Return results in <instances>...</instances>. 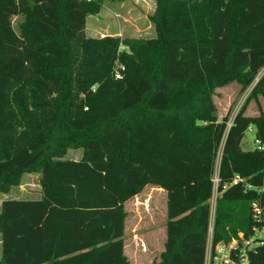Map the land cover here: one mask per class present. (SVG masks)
Returning a JSON list of instances; mask_svg holds the SVG:
<instances>
[{"label":"trees","instance_id":"16d2710c","mask_svg":"<svg viewBox=\"0 0 264 264\" xmlns=\"http://www.w3.org/2000/svg\"><path fill=\"white\" fill-rule=\"evenodd\" d=\"M124 1L0 0V197L25 174L41 187L2 202L0 264H130L125 205L149 186L167 194L154 264H205L220 148L213 243L264 226L251 216L264 148L241 146L252 128L264 147L260 105L245 115L264 97V0H157L154 38L86 35L89 16ZM234 82L253 87L228 129L214 98ZM249 257L264 264V244Z\"/></svg>","mask_w":264,"mask_h":264},{"label":"rangeland","instance_id":"374dc122","mask_svg":"<svg viewBox=\"0 0 264 264\" xmlns=\"http://www.w3.org/2000/svg\"><path fill=\"white\" fill-rule=\"evenodd\" d=\"M157 0H126L119 2H106L98 15L89 16L87 19L86 35L88 37L101 38L106 36H120L121 38H154L156 36L155 27L151 22V17L156 9ZM20 18H13V27L18 33ZM264 69L260 72L262 76ZM253 85L246 91H242L239 83L234 82L220 89H217L214 103L218 109L219 119L229 115V123L241 108L245 105ZM259 102V104H257ZM260 105L264 112V97L259 96L252 100L247 109L246 116H258ZM255 132L250 128L242 141V149L250 151L256 149ZM222 148L219 150L216 160L213 181L218 177L219 164ZM83 154L82 149H68L65 155L67 160H80ZM40 174L30 173L22 177L20 186L13 187L9 196L20 200H35L40 198ZM157 188L148 187L137 198L130 200L126 205L128 217L125 223V254L132 264H154L160 261V255L164 252L166 242L165 233V196ZM148 194L151 199L148 200ZM161 197V198H159ZM5 197H0L1 202ZM13 199V198H8ZM148 200V201H147ZM216 207V200L209 201ZM215 210V208H214ZM215 211L211 216L214 217ZM261 236L264 238V226L260 229ZM146 246L145 252L139 246ZM151 246V247H150ZM143 248V247H142ZM141 249V250H138ZM1 252V248H0ZM143 252V253H142Z\"/></svg>","mask_w":264,"mask_h":264},{"label":"built area","instance_id":"2783aa9c","mask_svg":"<svg viewBox=\"0 0 264 264\" xmlns=\"http://www.w3.org/2000/svg\"><path fill=\"white\" fill-rule=\"evenodd\" d=\"M125 68L117 64L115 78L120 79L122 77V72H124ZM234 120V119H233ZM232 123H228V129L231 127ZM256 146L259 148H264L260 141H255ZM219 171V170H218ZM242 180L236 178L233 184H237ZM214 189H213V200L217 199L218 196V184L219 178L213 181ZM249 188H253L249 186ZM260 194L264 193V187L259 191ZM214 205L211 204V214L214 210ZM215 216V215H214ZM251 216L253 221L257 223L264 222V205L261 204L260 201H255L251 205ZM213 225H214V217H210V225L208 231V241H207V252H206V261L205 264H251V260L249 257V252L252 251L255 247L264 244V238H262L260 228L254 227L252 228V234L246 236L243 233H239L237 238L232 239L229 243H213Z\"/></svg>","mask_w":264,"mask_h":264},{"label":"crops","instance_id":"0c3cea01","mask_svg":"<svg viewBox=\"0 0 264 264\" xmlns=\"http://www.w3.org/2000/svg\"><path fill=\"white\" fill-rule=\"evenodd\" d=\"M104 4H105V3H104ZM104 4H103V5H104ZM87 30H88V28H87ZM118 36H119V35H118ZM119 37H120V36H119ZM93 38H94V37H93ZM263 74H264V73H263ZM149 187H152V186H149ZM147 188H148V187H146V190H147ZM152 188H156V187H152ZM157 189H158L159 191H161V192L163 193V195L165 196V198H163V199H164V202H165V211H166V221H165V233H166V222H167V194H166V192H165L164 190L159 189V188H157ZM11 192H12V191H11ZM11 192H10V193H11ZM143 192H144V191H143ZM143 192H142V193H143ZM10 193H9V194H10ZM142 193H141V194H142ZM162 193H160V195H162ZM9 194H7V195H2V196L5 197V198H7V199H8V198L17 199V198H14L12 195L9 196ZM141 194H140V195H141ZM163 195H162V196H163ZM40 196H41V193H40ZM138 196H139V195H138ZM138 196H136L135 198H137ZM159 198H161V197H159ZM7 199H5V200H7ZM133 199H134V198H133ZM147 199H148V200L151 199V197H150L149 194H148V198H147ZM148 200H147V201H148ZM2 202H3V201H2ZM2 202H1V204H2ZM128 202H129V201H128ZM128 202H127V203H128ZM127 203H126V205H127ZM126 205H125V207H126ZM0 213H1V209H0ZM166 239H167V236H166ZM124 243H125V237H124ZM139 247L142 249L143 252H145V249H147L145 245H144V246H139ZM142 247H143V248H142ZM150 247H151V246H150ZM0 248H1V238H0ZM141 249H138V250H141ZM1 251H2V250H1ZM143 252H142V253H143ZM124 253H125V246H124ZM125 255H126V254H125ZM0 259H1V252H0ZM131 261H132V264H133V263H134L133 258H132Z\"/></svg>","mask_w":264,"mask_h":264},{"label":"water","instance_id":"95a60500","mask_svg":"<svg viewBox=\"0 0 264 264\" xmlns=\"http://www.w3.org/2000/svg\"><path fill=\"white\" fill-rule=\"evenodd\" d=\"M259 79H256V82L258 81Z\"/></svg>","mask_w":264,"mask_h":264}]
</instances>
